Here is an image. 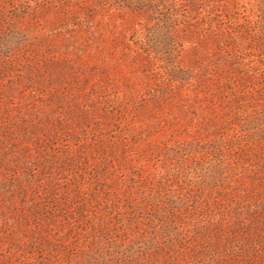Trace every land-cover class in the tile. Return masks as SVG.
Returning <instances> with one entry per match:
<instances>
[{
	"label": "rangeland",
	"instance_id": "374dc122",
	"mask_svg": "<svg viewBox=\"0 0 264 264\" xmlns=\"http://www.w3.org/2000/svg\"><path fill=\"white\" fill-rule=\"evenodd\" d=\"M0 264H264V0H0Z\"/></svg>",
	"mask_w": 264,
	"mask_h": 264
}]
</instances>
